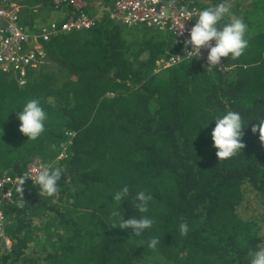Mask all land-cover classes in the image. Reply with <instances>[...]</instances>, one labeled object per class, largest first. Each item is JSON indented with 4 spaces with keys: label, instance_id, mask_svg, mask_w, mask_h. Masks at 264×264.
Returning <instances> with one entry per match:
<instances>
[{
    "label": "trees",
    "instance_id": "16d2710c",
    "mask_svg": "<svg viewBox=\"0 0 264 264\" xmlns=\"http://www.w3.org/2000/svg\"><path fill=\"white\" fill-rule=\"evenodd\" d=\"M221 2L230 0L196 3ZM249 8H238L252 12L241 16L248 47L224 58V69L189 59L153 73L175 51L170 33L145 26L133 41L105 13L90 30L43 42L47 62L29 68L25 84L0 71V176L21 175L35 158L56 160L62 172L54 196L25 181L2 205L13 245L0 251V264H249V250L264 247V142L251 131L255 114L264 117V0ZM31 99L47 114L36 140L17 118ZM228 110L249 122L244 147L219 160L210 120ZM125 185V218L154 220L140 237L113 228L111 194ZM138 191L151 196L147 213L131 205ZM153 237L159 243L149 248Z\"/></svg>",
    "mask_w": 264,
    "mask_h": 264
},
{
    "label": "built area",
    "instance_id": "2783aa9c",
    "mask_svg": "<svg viewBox=\"0 0 264 264\" xmlns=\"http://www.w3.org/2000/svg\"><path fill=\"white\" fill-rule=\"evenodd\" d=\"M49 1L52 11L57 12L58 15L47 20L34 19L30 26L24 22L26 18L23 17V11L30 10V16L34 18L33 13L37 10L27 4L19 3L18 0H0V71L14 76L19 85L25 84L26 72L29 68L46 64L43 42L60 33L90 30L105 13L125 27L144 25L169 32L172 48H175V51L162 54L156 60L153 69V73L165 72L191 59L183 56L188 51L184 47V40L188 37L196 18H187L203 9L194 0H111L110 5L104 0H98L96 10L91 13L88 10L87 0ZM206 3L210 4V1ZM207 53L208 49L203 48L201 56L193 59L207 63ZM216 68H225L224 58H221L220 65ZM63 156L64 154L60 153L57 159ZM41 163L48 162L35 158L26 165L21 175L0 176V251L10 252L13 245L5 231L6 216L2 205L13 200L15 189L21 183L23 175L37 168ZM49 164L54 166L56 160ZM25 181L33 185L31 179Z\"/></svg>",
    "mask_w": 264,
    "mask_h": 264
},
{
    "label": "clouds",
    "instance_id": "9594fccd",
    "mask_svg": "<svg viewBox=\"0 0 264 264\" xmlns=\"http://www.w3.org/2000/svg\"><path fill=\"white\" fill-rule=\"evenodd\" d=\"M193 17L196 18L195 23L184 40V47L188 51L183 56H188L191 60L199 58L202 49L207 48L205 67L211 69L220 65L221 58L237 60L248 47V40L245 38L248 25L243 19L235 17L230 12L226 2L208 6L199 10L194 16L190 15L187 19ZM226 17L228 18L227 22L222 23ZM17 118L20 122L19 131L28 140H36L44 132L47 114L39 99L25 102L21 111L17 113ZM254 118L258 123L252 125L251 131L253 134L258 132L260 141L264 142V117H261L257 112ZM210 121H215L210 136L219 160L231 158L244 147L242 137L244 128L249 121L245 123L240 112L228 110L222 115L214 116ZM210 121L201 126H207ZM61 175L60 168H54L49 163H41L37 168L23 175L18 191L22 193L21 185L25 180L31 179L33 185L38 186L40 195L54 196L58 191V181ZM129 195L130 189L127 185L111 194V203L116 205L111 213L113 228L131 229L132 236L140 237L145 230L153 226L154 220L147 215L131 216L126 219L121 204L128 201ZM150 200V195L144 191H138L133 197L131 205L138 213L144 214L148 212ZM23 206V202L18 204V207ZM179 231L181 235H186L188 232L187 223H180ZM158 243L159 239L153 237L148 241V247L155 248ZM246 258L249 264H264V247L249 250Z\"/></svg>",
    "mask_w": 264,
    "mask_h": 264
},
{
    "label": "rangeland",
    "instance_id": "374dc122",
    "mask_svg": "<svg viewBox=\"0 0 264 264\" xmlns=\"http://www.w3.org/2000/svg\"><path fill=\"white\" fill-rule=\"evenodd\" d=\"M19 1V3H21V4H27V5H29V7H33V9H35V10H37V11H35L36 13H33L34 14V19H38L39 21L40 20H47V19H50L52 16H57V12H55V11H52L51 10V8L50 7H48V6H46V8H44V6H45V4L42 2V1H40V0H38V2L36 1V0H18ZM208 1H210V0H203V2H204V4H207L206 2H208ZM238 1H240L241 3H238V2H235L234 0H230V2L228 3L229 4V6H233L231 9H230V12L235 16V17H237V18H241V16H242V14L244 13V12H247L248 13V17L250 18V14H252V12L251 11H253L252 9H250L249 7L251 6V3L253 2V1H256V0H251V2L249 1V0H238ZM236 3H238V4H236ZM234 4H236L235 6H234ZM239 7H241V9L242 8H246V7H248V9H250V10H246V11H244V10H238V8ZM257 9V8H256ZM255 9V10H256ZM96 10V9H95ZM235 11V12H234ZM30 14V13H29ZM103 17V16H102ZM102 17H101V19H102ZM26 18H29V17H26ZM260 18H261V16H260ZM100 19V20H101ZM112 19V18H111ZM227 17H226V22H227ZM255 19V21H257L258 19H257V17L254 15V17H252V20H254ZM112 21L113 22H117V24L119 23L118 21H114L113 19H112ZM250 22L252 23V21H251V19H250ZM120 24V23H119ZM258 24H259V20H258ZM121 26V28L124 30L125 29V31H124V34L125 35H130V36H132V40L133 41H135L136 39L137 40H139L140 39V37H141V32H140V30L143 28V27H145L144 25H136V26H133V27H129V28H124V26L123 25H120ZM147 27V26H146ZM161 33H164V32H161ZM162 36L164 37V36H166V35H164V34H162ZM133 50H135V48H133ZM44 221H46V220H44ZM38 224H40V223H38ZM38 234L39 235H42V233L40 232V231H38ZM147 264V263H146ZM148 264H164L163 262H161V261H155V262H152V260L151 261H149L148 262Z\"/></svg>",
    "mask_w": 264,
    "mask_h": 264
},
{
    "label": "crops",
    "instance_id": "0c3cea01",
    "mask_svg": "<svg viewBox=\"0 0 264 264\" xmlns=\"http://www.w3.org/2000/svg\"><path fill=\"white\" fill-rule=\"evenodd\" d=\"M37 2H38V0H36ZM41 1V0H40ZM88 1V10L91 12V13H93L94 12V10H95V8H96V5H98L99 4V1L98 0H87ZM194 1H199V2H203V0H194ZM107 2V4L108 5H110L111 4V0H107L106 1ZM48 7H50V6H48ZM44 8H46V6H44ZM52 10V9H51ZM29 11L30 10H28V9H24V11H23V17L24 18H26V17H30V21H29V18H26V19H24L25 21V23L26 24H29L30 26L32 25V23L34 22V18L33 17H31L30 16V14H29ZM235 12V11H234ZM57 15H58V13H57ZM52 17H55V16H52ZM27 21H29V22H27Z\"/></svg>",
    "mask_w": 264,
    "mask_h": 264
}]
</instances>
